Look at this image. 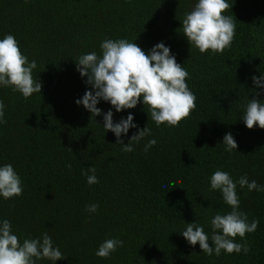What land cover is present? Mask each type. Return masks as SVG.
<instances>
[{
  "label": "trees",
  "instance_id": "trees-1",
  "mask_svg": "<svg viewBox=\"0 0 264 264\" xmlns=\"http://www.w3.org/2000/svg\"><path fill=\"white\" fill-rule=\"evenodd\" d=\"M196 2L0 0V39L15 37L29 62L36 61L33 78L42 82L41 94L28 99L0 87L6 121L0 124V166L11 164L23 188L18 197H0V219L11 222L21 242L47 233L67 257L56 264H264V191L237 183L239 210L249 224L259 221L246 234V255L222 250L208 256L180 234L197 222L211 237V219L231 211L222 193L210 190L216 170L234 182L247 175L264 186V129L250 130L242 120L249 100L264 102V89L252 80L264 74V0H227L232 7L225 15L236 29L223 54H201L183 35L182 21ZM105 39L135 42L146 53L164 43L189 73L186 83L196 96V108L178 127H157L142 101L116 112L101 100L97 107L111 110L114 122L133 115L137 128L122 134L125 144L139 129L151 130L132 152L105 131L103 114L90 118L76 104L91 86L75 61L99 55ZM229 132L238 145L231 153L222 144ZM152 139L157 143L145 152ZM90 167L99 181L92 185L82 174ZM91 204L99 205L95 213L86 211ZM107 239L123 246L100 258L95 253Z\"/></svg>",
  "mask_w": 264,
  "mask_h": 264
},
{
  "label": "clouds",
  "instance_id": "clouds-1",
  "mask_svg": "<svg viewBox=\"0 0 264 264\" xmlns=\"http://www.w3.org/2000/svg\"><path fill=\"white\" fill-rule=\"evenodd\" d=\"M231 7L227 0H197L182 21V33L190 47L198 49L201 54H223L230 48L236 25L233 18L225 13ZM100 49L99 55L93 51L81 55L75 61L77 71L81 77H87L85 83L91 86V90L86 91L76 104H82L91 113L90 118L103 114L105 131L115 134L116 143L123 146L122 151H134L133 144L151 135V130L147 126L139 129L125 144L121 139L122 134L127 135L130 128H137L133 123V115L129 114L126 119L121 118L119 122H114L111 110L102 113L97 107L101 100L109 102L116 112L134 109L142 101L157 127H178L183 120L190 117L196 108V96L186 83L189 73L177 63L170 48L164 43L156 44L146 53L135 42L105 39L101 42ZM36 68V61L29 62L12 34L0 39V87L11 88L25 99L34 93L41 94L42 82L34 79L32 74ZM252 80L256 88L264 89V74L253 76ZM4 109L5 105L0 100V124L6 123ZM242 120L250 130L257 126L264 129V102L256 98L249 100ZM156 143L155 139L149 140L144 151L147 152ZM222 144L229 153L238 147L230 132L224 135ZM89 172L92 174L88 175ZM95 172V167L82 170L89 185L99 182ZM237 183L241 189L247 187L249 191H264V186L258 185L255 180L249 182L247 175L234 182L228 172L216 170L210 177V190H219L231 211L226 214L218 213L211 219V237L197 222L186 223V229L180 233L190 245L199 244L201 251L208 256H220L222 250L226 254L243 252L245 255L250 251L245 237L257 230L259 221L253 219L249 224L247 214L239 210ZM22 192L21 179L13 166H0V197L7 200L20 196ZM98 207V204H91L86 206V211L95 213ZM237 237L244 240V243L235 242ZM122 246L121 240L107 239L100 244L95 254L100 258H108ZM64 259L67 257L58 246H53L47 233L42 237L25 238L21 242L13 234L11 222L0 219V264H38L41 260L56 264Z\"/></svg>",
  "mask_w": 264,
  "mask_h": 264
}]
</instances>
